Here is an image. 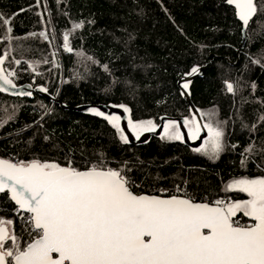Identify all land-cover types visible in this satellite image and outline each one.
Returning <instances> with one entry per match:
<instances>
[{
	"label": "trees",
	"instance_id": "16d2710c",
	"mask_svg": "<svg viewBox=\"0 0 264 264\" xmlns=\"http://www.w3.org/2000/svg\"><path fill=\"white\" fill-rule=\"evenodd\" d=\"M35 3L0 0V13L19 12L12 21L15 38L9 41L0 35V55L8 53L4 67L17 73L16 85L46 87L66 106L123 103L132 108L133 119L158 124L162 115H191L176 81L192 66H205L203 76L193 79L190 100L198 113L215 112L216 120L227 122L225 150L218 159H209L180 141L160 137L125 145L100 117L64 110L36 95L26 99L0 94V158L38 157L61 164L70 158L82 168L103 154L113 167L129 162L128 175L140 185L137 191L159 194L157 189L164 188L167 195L179 184L198 202L246 198L224 187L233 178L264 175V121L257 122L264 112V28L259 26L264 23V0H256L261 11L246 30L241 48L240 23L224 0H41L40 7H34ZM80 21L84 27L70 35L74 51L65 52L63 34ZM42 31L47 39L29 35ZM130 34L134 39L129 40ZM127 80L134 87H127ZM225 81L236 86L235 95L227 93ZM201 119L207 122L208 117ZM253 124L256 128L250 131ZM249 144L256 146V153H245L248 159L242 166L241 153ZM13 207L7 194H0V216L13 219L19 233L23 222Z\"/></svg>",
	"mask_w": 264,
	"mask_h": 264
},
{
	"label": "snow or ice",
	"instance_id": "6c2138e0",
	"mask_svg": "<svg viewBox=\"0 0 264 264\" xmlns=\"http://www.w3.org/2000/svg\"><path fill=\"white\" fill-rule=\"evenodd\" d=\"M224 3L233 7L245 30L261 11L256 0ZM40 5L41 0H36L34 7ZM17 15L19 12L11 16L0 13V35L9 41L15 38L12 21ZM84 24L75 23L63 34L65 52L74 51L70 35ZM259 26L264 28V23ZM29 35L48 38L43 31ZM7 56V52L0 55V92L17 88L13 79L17 73L4 67ZM103 68L109 70L108 65ZM201 74L200 65L182 73L176 81L178 94L190 96L192 78ZM125 84L134 87L131 80ZM224 84L227 93L236 94L232 82ZM251 87L255 90L256 85ZM39 91L48 89L40 86ZM12 94L33 93L21 90ZM111 107L125 115L105 113L96 107L88 111L106 121L122 144L131 143L122 121L137 141L161 127V140L185 141L179 121L166 120L161 126L153 119H133V110L126 104ZM199 115L207 116V122L194 114L182 121L188 139L198 141L206 133L200 146L192 150L218 159L225 150L227 122L216 120L215 112ZM260 121H264V112L257 117ZM242 126L248 128L247 124ZM255 128L253 124L249 130ZM245 153H256V146L249 144L241 153L242 166L248 159ZM111 164L103 154L82 168L70 158L64 164L38 157L16 161L0 158V194H7L8 201L14 204L12 211L23 222L18 233L13 219L0 216V264H264V175L241 176L226 183L225 192L245 193L247 199L217 198L208 202L205 198L198 202L179 184L175 186L179 195H163L168 193L164 188L157 189L160 194L137 191L140 185L128 175L132 171L129 162L122 161L115 167ZM243 218L250 223L242 224Z\"/></svg>",
	"mask_w": 264,
	"mask_h": 264
},
{
	"label": "water",
	"instance_id": "95a60500",
	"mask_svg": "<svg viewBox=\"0 0 264 264\" xmlns=\"http://www.w3.org/2000/svg\"><path fill=\"white\" fill-rule=\"evenodd\" d=\"M230 7L233 9L232 6H230ZM233 11H234V9H233ZM235 19L240 23V33H241V36H242V41H241L240 45L238 46V48H241L243 46V44H244V38H245L246 30L243 28L242 22L239 21V19H238V17L236 15H235ZM204 72H205V66H202V74L198 75L196 77H202ZM196 77H193L192 80L194 78H196ZM28 85H31V84L25 83V84L17 85L16 89H10L8 92H0V94L8 96V97H11V98H26V99H32L34 97V95H36V96L42 97V98L46 99L47 101L51 102L52 105L53 104H57L60 108H62L64 110H70V111H74V112L80 113V114H91L88 111V109L91 108V107H96L99 110L104 111L105 113H119L122 116L125 115V114H123L120 111V109L111 107L112 104H95V105H93V104H83V105H78V106H66V105L62 104L57 99L56 96L49 95L47 92H40L39 91V87L40 86L31 85L32 87L28 88ZM21 90H23V91H32L33 94H32V96H18V95H13L12 94L13 92L21 91ZM182 99L187 104V106H188V108L190 110V114L191 115H193V114L196 115L197 119H200L202 121V119H201V117H200V115L198 113V110L196 109V107L193 105V103L190 100V96H184V97H182ZM166 120H176V121H179L181 123V129L180 130L185 135V141L182 142V144L185 147H187V148L192 150V149L200 146V144L202 143L203 137H204V135H206V133H202L201 140L192 141V140L188 139L187 130L183 126V123H182V121H183L182 117H169V116L162 115V116H160L158 118V124H160L162 126ZM122 124L125 127L126 134L129 135V138L131 140V143L129 145H141L143 143H146L151 137L159 138L160 135L162 134V127H161V128L157 129L156 133H145L144 136H142L141 139L139 141H137L131 135V133L128 131V129L126 127V122L122 121Z\"/></svg>",
	"mask_w": 264,
	"mask_h": 264
},
{
	"label": "built area",
	"instance_id": "2783aa9c",
	"mask_svg": "<svg viewBox=\"0 0 264 264\" xmlns=\"http://www.w3.org/2000/svg\"><path fill=\"white\" fill-rule=\"evenodd\" d=\"M6 159H10V160H13V161H16L15 160V158H13V157H8V158H6ZM186 193H188L187 191H186V189L185 188H182ZM173 193H175V194H181V193H176V190L173 192ZM172 193V194H173ZM160 194V193H159ZM163 195H165V194H163ZM223 198H229V197H227V196H225V197H223ZM241 223L243 224L244 222L243 221H241Z\"/></svg>",
	"mask_w": 264,
	"mask_h": 264
},
{
	"label": "flooded vegetation",
	"instance_id": "af4514ba",
	"mask_svg": "<svg viewBox=\"0 0 264 264\" xmlns=\"http://www.w3.org/2000/svg\"><path fill=\"white\" fill-rule=\"evenodd\" d=\"M243 222L244 223H246V222L250 223V221H248V218H244V221Z\"/></svg>",
	"mask_w": 264,
	"mask_h": 264
},
{
	"label": "rangeland",
	"instance_id": "374dc122",
	"mask_svg": "<svg viewBox=\"0 0 264 264\" xmlns=\"http://www.w3.org/2000/svg\"><path fill=\"white\" fill-rule=\"evenodd\" d=\"M245 194V193H244ZM245 196H246V194H245ZM245 199H247V196H246V198Z\"/></svg>",
	"mask_w": 264,
	"mask_h": 264
},
{
	"label": "bare ground",
	"instance_id": "6f19581e",
	"mask_svg": "<svg viewBox=\"0 0 264 264\" xmlns=\"http://www.w3.org/2000/svg\"><path fill=\"white\" fill-rule=\"evenodd\" d=\"M175 190H176V189H175ZM175 190H174V191H175ZM174 191H173V192H174ZM173 192H172V193H173Z\"/></svg>",
	"mask_w": 264,
	"mask_h": 264
}]
</instances>
